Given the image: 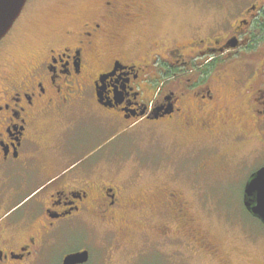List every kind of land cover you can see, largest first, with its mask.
Returning <instances> with one entry per match:
<instances>
[{
    "label": "flooded vegetation",
    "instance_id": "af4514ba",
    "mask_svg": "<svg viewBox=\"0 0 264 264\" xmlns=\"http://www.w3.org/2000/svg\"><path fill=\"white\" fill-rule=\"evenodd\" d=\"M143 9L133 0H101L24 63H0V264H63L83 250L87 259L76 264H87L93 249L70 248L63 229L89 224L119 240H150L167 264H248L229 237L210 238L197 214L216 224L201 193L202 182L231 171L221 135L254 136L264 146V0H244L223 34L127 42L124 32ZM85 117L117 132L142 129L146 142L160 135L171 142L153 165L110 167L103 148L70 163L83 139L75 124ZM38 184L43 193L26 200ZM240 202L264 225L244 193ZM227 207L216 212L225 233H236L237 217L225 215L236 205Z\"/></svg>",
    "mask_w": 264,
    "mask_h": 264
},
{
    "label": "rangeland",
    "instance_id": "374dc122",
    "mask_svg": "<svg viewBox=\"0 0 264 264\" xmlns=\"http://www.w3.org/2000/svg\"><path fill=\"white\" fill-rule=\"evenodd\" d=\"M101 0H27L21 14L9 32L0 40V63H24L33 52L41 50L47 38L57 34L82 18ZM144 9L142 19L130 25L124 32L128 41H147L164 38L170 43L186 41L190 37H205L211 34L227 32L244 6V0H133ZM76 133L81 135L82 143L71 151L70 163H76L86 156L98 153L100 148L107 150L110 156L108 165L117 166L118 162L153 165L160 162V155L166 151L170 140L167 135H160L155 140L142 139L139 130L117 132L96 118L85 117L75 124ZM132 131V132H131ZM220 147L229 153L231 165L229 174L220 173L217 178L202 182L205 193L203 200L212 202L211 214L216 218L212 224L204 214H197L198 220L210 233V238L228 243V237L236 245L240 259L248 264H264V225L250 218L241 207V196L249 174L264 166V146L254 136L235 139L232 135H221ZM207 140V139H204ZM87 144L85 145L84 142ZM84 145V146H83ZM170 148L173 146L170 145ZM102 150V149H101ZM100 151V150H99ZM128 158L127 160H124ZM130 161V162H129ZM121 167V164H120ZM123 167L119 168L122 170ZM123 170H126L124 168ZM125 172L122 171V174ZM152 182L150 185L157 184ZM39 185V184H38ZM30 186L27 193L30 199L44 186ZM29 192V193H28ZM147 193H126L127 196ZM22 195V196H23ZM231 203L236 205L232 213H225L233 219L237 217L236 233L227 234L222 227H227L226 220L216 211L229 210ZM237 229V230H236ZM64 236L72 240V247L89 246L93 249L87 264H167L149 241L138 239L119 240L113 230H105L95 224L78 229H63ZM205 230V231H206ZM247 233L253 240L243 243L242 234ZM241 235V236H240ZM242 256V258H241ZM172 264H198L195 259L174 260Z\"/></svg>",
    "mask_w": 264,
    "mask_h": 264
},
{
    "label": "water",
    "instance_id": "95a60500",
    "mask_svg": "<svg viewBox=\"0 0 264 264\" xmlns=\"http://www.w3.org/2000/svg\"><path fill=\"white\" fill-rule=\"evenodd\" d=\"M27 0H0V40L7 34L19 17ZM246 207L264 222V166L248 177L244 186ZM87 251L73 252L65 256L63 264H76L87 259Z\"/></svg>",
    "mask_w": 264,
    "mask_h": 264
}]
</instances>
